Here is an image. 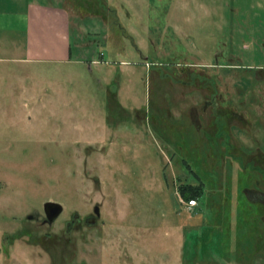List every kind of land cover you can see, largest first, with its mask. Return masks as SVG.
I'll use <instances>...</instances> for the list:
<instances>
[{
  "label": "rangeland",
  "instance_id": "rangeland-1",
  "mask_svg": "<svg viewBox=\"0 0 264 264\" xmlns=\"http://www.w3.org/2000/svg\"><path fill=\"white\" fill-rule=\"evenodd\" d=\"M36 1L55 59L23 91L0 67V264H264V0Z\"/></svg>",
  "mask_w": 264,
  "mask_h": 264
},
{
  "label": "crops",
  "instance_id": "crops-1",
  "mask_svg": "<svg viewBox=\"0 0 264 264\" xmlns=\"http://www.w3.org/2000/svg\"><path fill=\"white\" fill-rule=\"evenodd\" d=\"M46 12L43 1L0 0V67L17 71L15 75L20 79L18 84L21 85V91L24 69L27 70L30 59H55L45 55L44 45L40 47ZM51 13L55 19L67 21L71 11L68 7L54 6ZM53 31L64 33L62 27L57 25ZM31 32L35 34L34 46H31Z\"/></svg>",
  "mask_w": 264,
  "mask_h": 264
},
{
  "label": "water",
  "instance_id": "water-1",
  "mask_svg": "<svg viewBox=\"0 0 264 264\" xmlns=\"http://www.w3.org/2000/svg\"><path fill=\"white\" fill-rule=\"evenodd\" d=\"M44 213L48 221H53L62 211V206L59 203L48 201L44 204ZM79 218L77 213L72 215L71 221L74 222ZM94 218L89 219L88 222H93Z\"/></svg>",
  "mask_w": 264,
  "mask_h": 264
},
{
  "label": "trees",
  "instance_id": "trees-1",
  "mask_svg": "<svg viewBox=\"0 0 264 264\" xmlns=\"http://www.w3.org/2000/svg\"><path fill=\"white\" fill-rule=\"evenodd\" d=\"M179 190L185 199H188V198L194 199V198L201 196L203 193L202 184L183 185V186H180Z\"/></svg>",
  "mask_w": 264,
  "mask_h": 264
},
{
  "label": "built area",
  "instance_id": "built-area-1",
  "mask_svg": "<svg viewBox=\"0 0 264 264\" xmlns=\"http://www.w3.org/2000/svg\"><path fill=\"white\" fill-rule=\"evenodd\" d=\"M187 206L192 207L196 205V200L195 199H189L186 203Z\"/></svg>",
  "mask_w": 264,
  "mask_h": 264
}]
</instances>
